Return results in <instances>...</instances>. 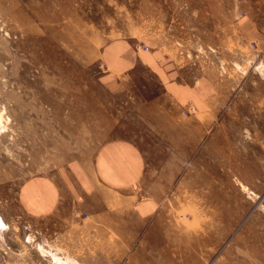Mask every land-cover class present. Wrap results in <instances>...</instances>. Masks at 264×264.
Returning <instances> with one entry per match:
<instances>
[{
	"label": "rangeland",
	"instance_id": "374dc122",
	"mask_svg": "<svg viewBox=\"0 0 264 264\" xmlns=\"http://www.w3.org/2000/svg\"><path fill=\"white\" fill-rule=\"evenodd\" d=\"M0 16V264H264L263 164L144 211L72 187L92 157L95 121L124 137L108 143L138 147L140 168L160 149L178 151L179 118L196 109L164 93L143 65L149 55L224 87L229 79L235 123L262 108L264 0H0ZM104 75L128 80L110 91ZM232 135L264 143V131ZM116 158L95 157L110 193L128 181Z\"/></svg>",
	"mask_w": 264,
	"mask_h": 264
},
{
	"label": "crops",
	"instance_id": "0c3cea01",
	"mask_svg": "<svg viewBox=\"0 0 264 264\" xmlns=\"http://www.w3.org/2000/svg\"><path fill=\"white\" fill-rule=\"evenodd\" d=\"M143 65L155 74V80L162 85L169 98H178L184 103L185 109L188 104L195 106L196 112L183 114L179 118L178 151L171 156L160 149L159 158L154 164H141L140 168L138 147L132 143H108L111 140H123L124 137L111 134L112 129L107 127V122L100 124L95 121L90 127L94 133H98L93 143V153H90L92 157L88 165L84 163L82 179L76 185L71 183L76 194L81 191L84 198L98 197L99 202L107 207L111 204L110 209H116L128 201L137 211L140 208L144 211L151 205L157 209L164 205L168 195L178 196L181 201L187 196L211 194L203 190L214 188V181L220 177L228 179L236 172L243 177V164L264 165V143H230L231 138H235L232 133L264 131V124L251 123L249 120L252 112L256 114L257 111L258 116L264 115V99L262 108L259 101L257 109H249L243 114L247 116L246 122L235 123L234 111L231 109V102L235 101L234 85L230 84L229 79L224 87L205 72L199 73L190 66H176L173 62L158 63L151 55L147 56ZM125 80L128 78L110 75L99 78L101 85L110 91L113 84H116V90H123L127 83ZM152 100L147 101L149 108L156 104V100ZM152 112L146 111L147 125L151 123L149 115H154V110ZM159 114L164 115L161 109ZM166 114L169 116L168 111ZM208 132L209 135L204 134ZM95 157L99 158L100 163L104 162V158L117 157L123 174L121 178L125 174L128 180L121 188L124 192L110 193V187L101 180ZM257 177L260 178L255 175Z\"/></svg>",
	"mask_w": 264,
	"mask_h": 264
},
{
	"label": "built area",
	"instance_id": "2783aa9c",
	"mask_svg": "<svg viewBox=\"0 0 264 264\" xmlns=\"http://www.w3.org/2000/svg\"><path fill=\"white\" fill-rule=\"evenodd\" d=\"M142 48H143V50H148V47L145 46V45H144ZM192 109H193V108L191 107V108H189V109H188L187 111H185V112H190V111H192Z\"/></svg>",
	"mask_w": 264,
	"mask_h": 264
},
{
	"label": "bare ground",
	"instance_id": "6f19581e",
	"mask_svg": "<svg viewBox=\"0 0 264 264\" xmlns=\"http://www.w3.org/2000/svg\"><path fill=\"white\" fill-rule=\"evenodd\" d=\"M1 17V16H0ZM3 43V42H2ZM0 224H2V223H0ZM66 263V262H65ZM61 264V263H60ZM72 264V263H71Z\"/></svg>",
	"mask_w": 264,
	"mask_h": 264
}]
</instances>
